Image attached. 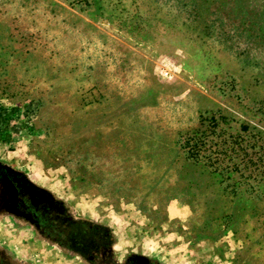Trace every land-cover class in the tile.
I'll return each mask as SVG.
<instances>
[{
    "label": "rangeland",
    "instance_id": "374dc122",
    "mask_svg": "<svg viewBox=\"0 0 264 264\" xmlns=\"http://www.w3.org/2000/svg\"><path fill=\"white\" fill-rule=\"evenodd\" d=\"M0 264H264V0H0Z\"/></svg>",
    "mask_w": 264,
    "mask_h": 264
},
{
    "label": "built area",
    "instance_id": "2783aa9c",
    "mask_svg": "<svg viewBox=\"0 0 264 264\" xmlns=\"http://www.w3.org/2000/svg\"><path fill=\"white\" fill-rule=\"evenodd\" d=\"M207 128L210 129L211 125L208 124ZM217 138H220V140L222 139L218 132H216V135L213 137L214 142L210 144L209 137L205 134V131L199 129L194 133L183 136V139L180 141L185 145L188 154L190 153L192 158L219 167L216 164L220 155V152L218 151L219 148H217L219 144ZM228 142L231 144L230 140H228ZM205 148L208 152H205Z\"/></svg>",
    "mask_w": 264,
    "mask_h": 264
}]
</instances>
